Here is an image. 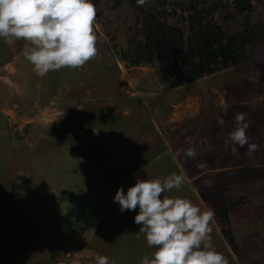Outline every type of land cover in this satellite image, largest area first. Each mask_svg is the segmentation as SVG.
Returning a JSON list of instances; mask_svg holds the SVG:
<instances>
[{"label": "rangeland", "instance_id": "374dc122", "mask_svg": "<svg viewBox=\"0 0 264 264\" xmlns=\"http://www.w3.org/2000/svg\"><path fill=\"white\" fill-rule=\"evenodd\" d=\"M191 1L196 15L199 0H92L97 55L44 77L23 57L25 41L0 38V264H96L100 255L141 264L155 249L137 237L139 209L121 213L114 196L136 177L174 172L185 183L164 195L202 210L223 197L231 206L228 226L216 214L210 223L229 264H264V45L245 62L174 88L156 64L122 58L129 41L146 40L151 4L173 37L187 32ZM212 1L224 5L213 19L227 32L262 18L256 0L242 13L233 0ZM237 112L247 114V135L258 145L251 155L247 146L235 155L225 148ZM189 147L195 159L183 155Z\"/></svg>", "mask_w": 264, "mask_h": 264}, {"label": "clouds", "instance_id": "9594fccd", "mask_svg": "<svg viewBox=\"0 0 264 264\" xmlns=\"http://www.w3.org/2000/svg\"><path fill=\"white\" fill-rule=\"evenodd\" d=\"M145 3L137 0L138 5ZM95 17L92 0H0V38L6 43L25 41L23 57L37 76L44 77L62 68H81L95 58ZM246 117L244 112L234 115L233 130L224 140L226 150L230 148L234 155L237 146H247V155L258 150L247 135ZM218 123L224 125L223 117ZM183 155L195 159L197 152L189 147ZM135 179L126 192L123 187L117 190L113 202L119 204L121 213L139 209L134 217V223L140 225L137 237L144 234L147 246L155 249L152 258H141V264H229L212 243L214 210H202L185 197L164 195L182 187V173L164 179ZM96 264H110L109 257L98 256Z\"/></svg>", "mask_w": 264, "mask_h": 264}, {"label": "trees", "instance_id": "16d2710c", "mask_svg": "<svg viewBox=\"0 0 264 264\" xmlns=\"http://www.w3.org/2000/svg\"><path fill=\"white\" fill-rule=\"evenodd\" d=\"M256 1L262 11V18L250 24L246 17L233 32L225 31L213 19L217 11L223 10L221 2L199 0L197 4L200 10L195 15L197 7L191 1L189 5L192 14L187 16V32L184 34L179 28V33H174L173 37L169 35L172 33H169V27L166 26V15L153 3L152 13L146 19V40L141 43L129 41L127 49L122 52V58L132 66L140 63L156 64L161 80L172 88L210 75L221 68L245 62L253 50L264 45V0ZM132 2L137 4V0ZM233 2L240 13L254 10L252 0ZM212 209L220 224L228 226L231 206L225 202L224 197L215 199ZM222 231L227 242L233 245L231 230ZM50 263L61 264L57 260H50ZM43 264L47 263L44 261Z\"/></svg>", "mask_w": 264, "mask_h": 264}, {"label": "crops", "instance_id": "0c3cea01", "mask_svg": "<svg viewBox=\"0 0 264 264\" xmlns=\"http://www.w3.org/2000/svg\"><path fill=\"white\" fill-rule=\"evenodd\" d=\"M31 78V77H30ZM55 78V77H54ZM54 80V79H53Z\"/></svg>", "mask_w": 264, "mask_h": 264}]
</instances>
